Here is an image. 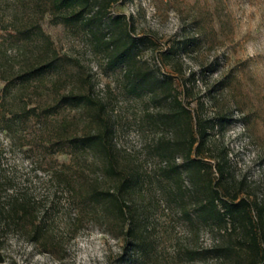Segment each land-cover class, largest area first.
Segmentation results:
<instances>
[{
    "label": "rangeland",
    "instance_id": "374dc122",
    "mask_svg": "<svg viewBox=\"0 0 264 264\" xmlns=\"http://www.w3.org/2000/svg\"><path fill=\"white\" fill-rule=\"evenodd\" d=\"M108 11L152 40L137 51L140 64L171 74L184 103L214 123L201 156L223 163L222 196L264 203V0H117ZM64 12L52 0H0V120L12 128L11 135L0 129V201L18 190L30 199V213L16 225L0 212V264H249L239 229L229 233L194 213L189 219L187 191L183 206L171 197L175 185L162 172L168 159L156 149L158 137L174 133L158 117L167 102L129 91L125 66L107 67L88 30L60 20ZM17 28L28 29L26 38ZM185 37L194 41L187 50L163 55ZM49 59L53 65L40 76L15 78ZM68 92L89 94L103 106L61 101ZM98 113L113 125L118 165L139 179L127 197L147 246L133 254L124 252L126 224L99 205L78 202L72 188L95 176L102 186L113 183L94 152L69 141L97 128ZM62 168L71 171L70 183L57 181ZM210 175L217 179L215 166ZM226 243L237 247L229 257L203 251Z\"/></svg>",
    "mask_w": 264,
    "mask_h": 264
},
{
    "label": "trees",
    "instance_id": "16d2710c",
    "mask_svg": "<svg viewBox=\"0 0 264 264\" xmlns=\"http://www.w3.org/2000/svg\"><path fill=\"white\" fill-rule=\"evenodd\" d=\"M115 1L117 0H52L56 9L65 11L60 15V20L64 24L81 25L88 30L93 42L103 49L107 67L114 69L119 65L125 66L126 87L129 91L134 93L147 91L150 93L151 101L167 102V108L160 111L158 117L174 133L171 137L164 135L158 137L156 149L160 152L161 158L168 159L166 166L162 167V172L170 177L175 185L172 191L169 190L171 197L182 202V206L186 203V191L189 198L191 197L192 207L191 209L184 207L183 213L189 219L194 213L199 220L223 226V229H229V233L239 229V247L252 254L249 264H264V203L256 200L250 202L244 197L236 200L235 194L231 197L222 196L218 183L225 177L223 163L216 161L213 164L201 156L209 135L208 128L213 127L214 123L209 118L195 115L184 103L179 91L173 86L171 74L160 76L152 67L140 64L137 51L152 40L134 34L124 16L110 15L109 6ZM16 32L22 38H26L28 29L17 28ZM193 43L192 37H185L170 44L162 53L165 57L172 58ZM52 65L53 59L29 64L17 72L15 78L19 82L29 81L43 74ZM190 74L193 76L194 71ZM60 98L63 102L75 105L87 102L96 104L99 109L103 106L89 94L81 92H68L62 94ZM96 117L99 122L97 128L83 135L70 136L69 141L71 145L81 147L84 152H94L101 161L100 165L105 173L103 174L113 183L102 186L95 176V181L86 186L82 184L73 186L74 196L80 203L91 202L99 205L103 211L110 212L116 220L126 224L124 252L133 254L147 246L146 240L140 235V224L135 209H132L127 197L131 188L139 181L138 175L133 171L126 172L118 165L113 143V125L99 113ZM224 118L221 116L220 120ZM0 129L9 135L12 134L11 125L5 121L0 120ZM177 154H181V162L176 161ZM213 166L218 170L217 179L210 175ZM69 172L71 171L65 168L55 170L57 181L70 183L72 176ZM184 172L191 182L187 187L183 183ZM25 193L22 190L8 193V197L0 201V212L8 218L6 224L12 221L16 225L20 218L30 213L28 203L30 199ZM178 194L181 198L177 197ZM39 230L36 227L31 236L35 238ZM236 248L231 243H226L215 244L204 248L203 251L229 257ZM197 251L189 249L192 255Z\"/></svg>",
    "mask_w": 264,
    "mask_h": 264
}]
</instances>
